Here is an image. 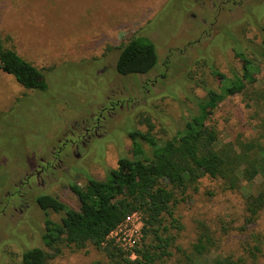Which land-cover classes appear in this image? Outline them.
Instances as JSON below:
<instances>
[{
	"label": "rangeland",
	"instance_id": "374dc122",
	"mask_svg": "<svg viewBox=\"0 0 264 264\" xmlns=\"http://www.w3.org/2000/svg\"><path fill=\"white\" fill-rule=\"evenodd\" d=\"M0 33L7 45L43 70L47 81L45 90L26 88L0 69L2 200L30 159L48 153L73 120L89 119L98 103L109 97H129L130 102L115 108L110 118L106 116L105 127L99 130L105 135L92 141L84 160L65 171L79 185L86 183L87 176L103 179L121 155H131L129 131L151 128L159 140L175 134L196 111V99L205 95L204 86L218 85L209 63L229 74L241 66L236 49L253 56L264 38V0H0ZM134 35L147 36L158 57L142 81L115 69L121 46ZM259 64L255 82L226 97L210 115L209 123L222 143L264 140V61ZM144 81L147 85L142 88ZM143 147L149 151L146 143ZM76 172L80 173L77 177ZM65 173L51 192L78 207ZM261 180H255L253 188ZM195 186L174 206L179 227H170L169 233L181 249L191 252L199 221L220 236L222 255H244L245 246L256 243L251 236L264 239V211L255 223L247 224L243 191L225 190L219 180L207 175ZM33 204L13 220L8 214L0 216V264H21L26 249L44 247V213ZM49 213L55 221L63 215ZM137 214L108 240L117 242L120 237L123 242L125 237L124 242L131 238L137 243L143 224L142 215ZM172 250L167 264H184L180 252ZM213 254L200 257L197 264H207ZM107 262L102 249L88 245L64 247L46 264ZM256 264H264V241Z\"/></svg>",
	"mask_w": 264,
	"mask_h": 264
},
{
	"label": "trees",
	"instance_id": "16d2710c",
	"mask_svg": "<svg viewBox=\"0 0 264 264\" xmlns=\"http://www.w3.org/2000/svg\"><path fill=\"white\" fill-rule=\"evenodd\" d=\"M252 53L250 56L236 49L241 66L229 74L209 63L210 74L218 85L204 86L205 95L196 99V111L171 137L159 140L151 134V128L146 132L133 129L128 132L129 157L121 155L117 166L110 168L103 179L87 176L83 186L70 183L78 207L54 195L39 196L37 202L45 214L41 235L44 247L26 249L21 264H46L64 247L82 249L88 245L104 251L106 264H167L173 247L180 252L184 264H197V259L211 253L215 254L207 264H256L264 241L258 234L251 236L256 243L245 246L244 255L235 256L220 254V236L201 221L190 253L176 245L175 236L169 233L170 227H179L174 206L205 175L219 180L225 190L243 191L247 224L255 223L264 211V140L222 143L209 123L221 101L255 82L259 63L264 61V38ZM157 62L154 43L147 36L134 35L121 46L115 69L120 75L147 73ZM0 69L26 88L46 89L43 70L7 45L1 33ZM258 178L262 180L253 188ZM48 210L63 215L55 221L48 216ZM133 212L142 215L141 239L128 248L108 240L110 232Z\"/></svg>",
	"mask_w": 264,
	"mask_h": 264
},
{
	"label": "flooded vegetation",
	"instance_id": "af4514ba",
	"mask_svg": "<svg viewBox=\"0 0 264 264\" xmlns=\"http://www.w3.org/2000/svg\"><path fill=\"white\" fill-rule=\"evenodd\" d=\"M151 71L128 75L141 79L143 75ZM160 75L162 76V74H159V76ZM156 80L157 79L154 78L152 82L149 83L150 86H153ZM145 85H147V81L141 84L142 88H144ZM129 100V97L125 99L118 97L115 100L109 97L106 101L98 103V108H96L93 113H90L89 119L81 117L79 121L73 120L71 124L65 128L64 132H62V136L57 139V145L53 146L48 153L40 154L36 158L30 159L27 165L24 166L23 171L18 174L19 177L13 180L10 186L11 190H6L4 199L0 200V216H7L8 214V219L13 220L16 215H24L32 208L34 205L33 203H36L40 208L37 198L44 194L54 195L51 192L52 185L63 178L62 174H64L68 168H73L77 165L79 160H84L85 156L89 153L88 147L93 140L100 139L105 135V131L99 133V130L105 127L107 121L106 116L110 118L112 114L115 113V108L122 109L125 105L128 106ZM75 168L78 169L77 167ZM68 173L69 172L65 173L64 178L68 180L69 187L70 183L76 181L74 180L75 178L66 176ZM75 174L77 177L80 173L76 172ZM49 212L52 211L48 210V216L50 215Z\"/></svg>",
	"mask_w": 264,
	"mask_h": 264
},
{
	"label": "built area",
	"instance_id": "2783aa9c",
	"mask_svg": "<svg viewBox=\"0 0 264 264\" xmlns=\"http://www.w3.org/2000/svg\"><path fill=\"white\" fill-rule=\"evenodd\" d=\"M131 217H139L138 216V214H137V212H133L132 214H130L129 216H127L126 218H125V220L121 223V224H119V226H117L113 231H111L110 232V234L108 235V239H109V236H112L113 234L114 235H117V233H118V230H121V228L120 227H122L123 225H125L126 224V222H128L127 220H129ZM125 234H124V236H128V234L126 233V232H124ZM125 237H122V241L123 242H121L120 241V237H118L117 238V240L119 241H117V243H119L122 247H124V248H128V247H131V246H133V245H135V241L134 240H130L131 238H127V241L126 242H124L125 241ZM115 241V240H114ZM116 242V241H115ZM133 255V254H132Z\"/></svg>",
	"mask_w": 264,
	"mask_h": 264
}]
</instances>
